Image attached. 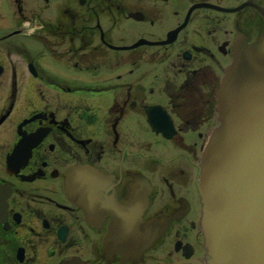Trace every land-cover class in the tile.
Listing matches in <instances>:
<instances>
[{
	"label": "flooded vegetation",
	"instance_id": "obj_1",
	"mask_svg": "<svg viewBox=\"0 0 264 264\" xmlns=\"http://www.w3.org/2000/svg\"><path fill=\"white\" fill-rule=\"evenodd\" d=\"M264 0H0V264H204L202 158ZM107 179L92 219L65 188ZM98 193V195H99ZM159 237L108 245L120 209Z\"/></svg>",
	"mask_w": 264,
	"mask_h": 264
},
{
	"label": "water",
	"instance_id": "obj_2",
	"mask_svg": "<svg viewBox=\"0 0 264 264\" xmlns=\"http://www.w3.org/2000/svg\"><path fill=\"white\" fill-rule=\"evenodd\" d=\"M218 111L219 127L205 149L199 185L206 264H264V36L236 43ZM106 183L96 171L79 168L68 175L65 188L96 219L106 212L99 193ZM160 230L121 208L108 245L126 256L141 255Z\"/></svg>",
	"mask_w": 264,
	"mask_h": 264
}]
</instances>
